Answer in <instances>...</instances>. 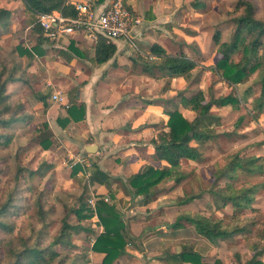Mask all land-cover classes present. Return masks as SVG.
I'll return each instance as SVG.
<instances>
[{"label": "rangeland", "instance_id": "obj_1", "mask_svg": "<svg viewBox=\"0 0 264 264\" xmlns=\"http://www.w3.org/2000/svg\"><path fill=\"white\" fill-rule=\"evenodd\" d=\"M204 1L206 6L197 9L192 6V0H182L181 16L174 20L178 23L179 29L174 35H177L179 42L189 40L184 37L183 24H188L189 29L197 31L199 38L195 39L194 43L197 41L199 43L194 47L199 46L198 50L203 56L197 58L199 66L192 70L188 77L183 75L172 77L171 83H167L166 74L157 73L155 80L147 86L156 94L153 97L155 101L163 102L166 106L171 103L169 106L171 110L178 108L189 120H192L196 113L182 103L176 102L177 99L180 101V95L183 93L194 95L202 91L203 102H206L209 93L220 96L232 89L226 81L216 73L210 72L207 67L215 64L219 58V53L214 50L216 46L213 35L219 30L222 41L231 40L235 29L233 18L243 11L239 9L235 12L240 0ZM251 1L255 5L256 15L264 20V0ZM0 8H7L13 12L12 17L0 22V71L4 66L9 70L19 67L18 74L22 79L8 82L7 92L11 94L10 103L15 105L24 102L29 115L27 120L14 122L10 126L0 125V133L4 135L0 143V210L4 206L8 207L6 212L0 214V223L8 225L5 228L0 225V264H58L62 260L64 264H78L83 260H86L87 264H103L105 255L103 258L91 256L94 252L92 238L95 240L103 232L97 212L88 202L87 210H82V214L91 211V217L79 219L78 213L74 211L91 196L95 195L98 199L103 196L88 190L85 182L78 185L71 180L77 171L75 168L72 170L70 159L68 156L62 158L61 151L54 153L59 134L51 136V145L48 149L43 147L40 133L44 130L43 123L46 117L43 116V111L37 112L36 109L31 111V105L28 106L29 103L38 100L40 84L45 78H49L47 61L43 58L45 54L31 60L27 55H20L17 50L18 46L31 48L37 44L38 32L34 25H31L34 17L25 9L21 0H0ZM187 34L191 36L190 32ZM261 40L264 44V36ZM56 45L62 43L43 44L45 53L52 52L50 57L53 59L56 57V51L60 49V46ZM195 51L196 49H191V53L196 57ZM262 54L263 49L260 48L259 56ZM241 55L242 52H236L233 59L238 61ZM44 81L46 84L47 80ZM54 84L60 87L57 83ZM65 85L63 88L68 91L69 88ZM47 88L45 92L47 102L53 104L51 94L54 89H49V86ZM261 88L257 68L246 82L235 87L236 94L248 97L245 103L214 106L213 113L222 117L220 125L214 126L216 136L202 145L204 154L201 160H182L180 170L186 176L180 183L171 179L160 183L147 207H139L142 201L147 199L143 195H135L132 189L124 193L123 199L127 197L125 211L118 210L112 200L108 202L119 211L132 236L126 249L136 245L137 248L146 250L144 256L140 258V263L147 264L151 258L159 260L158 263L161 264V257L166 258V252H175L181 250L184 245H190L202 255L204 262L214 263L216 259H221L224 264H246L251 256L252 242L258 241L264 245L262 230L264 171L251 174L240 170L233 181L237 188L260 185L259 191L253 195L251 206L242 209L241 213L235 211L230 202L224 203L222 200L221 192H225L222 189L226 188V179L217 180L213 175L215 170L227 164L234 153L246 147L256 145L247 152L248 154L246 153L247 156L264 157V110L260 113L253 111L254 99L260 95ZM67 94L71 96L69 91ZM240 116L244 119L235 127ZM165 130H168V127ZM152 132L153 130L151 135ZM148 143L150 145L145 147H155L151 141ZM259 164L264 170V158ZM190 195L201 196L188 204L179 203L180 198ZM126 211H129V218L123 216L126 215ZM186 212L212 219H223L225 223L238 221L241 225L245 224L248 230L232 238L211 242L187 221L183 220L180 226L175 227L177 217ZM132 219H136L135 224L131 223ZM64 222L74 225L80 223L91 228L92 232L88 233L84 229L72 230L73 247L64 244L54 246L60 253L59 256L52 259V255L48 254L43 261H33L29 253L30 248H49L55 236L60 233ZM122 256L113 264H125ZM261 259L264 263V256Z\"/></svg>", "mask_w": 264, "mask_h": 264}, {"label": "trees", "instance_id": "obj_2", "mask_svg": "<svg viewBox=\"0 0 264 264\" xmlns=\"http://www.w3.org/2000/svg\"><path fill=\"white\" fill-rule=\"evenodd\" d=\"M25 9L32 15L35 22L37 17L42 14L52 12L54 10L61 11L65 16H75L76 10L71 2L68 0H21ZM193 7L202 8L206 6L204 0H192ZM239 9L243 11L233 18L234 32L231 40L222 41L221 32L218 30L213 35V40L216 49L219 53L217 62L207 67L210 72L216 73L231 87V91L225 95L215 96L212 92L209 93V98L203 102L202 91L191 95L189 97L180 95V103L185 107L191 108L195 111L196 115L192 120L186 118L182 112L176 108L168 110L167 114L169 119L167 122L168 130L162 129L159 131L156 138L151 140L155 146L154 158L157 161H166L167 164L160 168L150 164L144 165L139 171L133 173L128 177V186L133 190L135 195H143L147 201H150L155 194L160 183L167 180H174L180 183L186 176L180 170L182 160H201L203 158L204 150L202 145L216 136L214 126L221 123L222 117L213 113V107L218 105L240 104L245 103L248 97L240 96L234 92L236 85L243 84L248 80L252 72L259 68V76L262 83L260 95L254 99L253 111L257 113L264 110V44L261 38L264 36V20L256 15V8L251 0H240L236 5L235 12ZM13 16V12L7 8H0V22H3L9 17ZM35 30L38 32V42L31 48L18 46L19 54L27 55L31 60L36 56L45 54L43 48L44 43L55 44L57 40L51 39L44 35V30L38 24L34 25ZM95 57L99 64L107 62L111 59L117 50L115 42L105 38L99 39L94 45ZM260 48L263 49L262 56H259ZM69 49L75 54L79 53L75 42L71 41ZM152 50L159 57V61L154 64L160 71L168 73L171 77L174 76H187L194 70L199 63L185 55L181 54H168L160 45H153ZM236 52H242L238 61L233 59ZM64 54V51H61ZM71 57L68 56V60ZM261 66V67H260ZM19 67L15 69H7L6 66L0 71V125L10 126L12 123L22 120H27L29 115L26 111L24 102L12 105L10 103L11 94L7 92L8 82H15L21 78ZM40 101L44 106H47V96L39 95ZM68 116L60 122L66 126L70 121H81L86 116V105L84 103L77 104L73 102L67 109ZM244 119L240 116L235 123V127L239 126ZM44 130L41 135V144L45 149L51 145L50 138L52 132L49 125L43 123ZM3 134L0 133V143L2 142ZM7 136V135H6ZM9 141V140H8ZM197 144H193V142ZM256 145L246 147L234 153L225 166L215 170L213 175L217 180L221 178L226 179V188L221 192L222 200L224 203L230 202L237 212H243L242 209L251 206L253 195L259 191V184L247 187H236L233 181L237 178L238 172L243 170L245 172L254 174L263 172V167L259 164L260 160L264 157L258 155H246L247 152L252 150ZM248 154V153H247ZM75 171L78 167H75ZM99 172V171H97ZM96 173V172H95ZM87 188V187H86ZM201 195H190L179 199L180 204H188ZM87 200L82 202L76 213L81 218H89L92 212L82 214V210H87ZM10 203V202H9ZM8 207L1 208L0 214L6 212ZM86 212V211H85ZM96 212L99 218V223L103 226V232L97 236L93 242L92 249L95 252L104 253L103 264H113L125 252L126 245L132 240L129 230L127 229L126 222L114 205L106 202L104 199L99 198L96 204ZM187 221L193 224L196 229L208 238L211 242L217 239L232 238L237 234L247 232L245 224L241 225L238 221L236 223H225L223 219H212L200 214L194 215L186 212L179 215L174 223L175 227L180 226L182 221ZM4 228L8 225L0 223ZM80 229L86 230L88 233L92 232L89 227L74 225L67 222L63 223L62 229L59 234L55 236L54 241L49 248H30L29 253L33 261L39 262L46 259V255L59 256L54 246L67 245L73 247L71 239V231H78ZM264 235V227L262 228ZM250 259L246 264H264L260 260V256L264 253V245L255 241L250 245ZM166 260L174 263L189 262L192 264H224L221 259H216L214 263L204 262L202 255L197 252L193 246L184 245L179 252L171 253L166 252ZM64 260L58 264H64ZM87 264L86 260L82 263Z\"/></svg>", "mask_w": 264, "mask_h": 264}, {"label": "crops", "instance_id": "obj_3", "mask_svg": "<svg viewBox=\"0 0 264 264\" xmlns=\"http://www.w3.org/2000/svg\"><path fill=\"white\" fill-rule=\"evenodd\" d=\"M68 1L73 4L80 0ZM89 1L98 6L111 0ZM126 2L134 17L139 20L132 32L137 41V48L132 47L125 40H117L115 55L107 62L99 64L96 61L92 42L82 35H75L57 40L62 45H56L60 46V49L56 51L54 59L50 57L52 54L50 51H46L43 57L47 61L49 78L44 79L47 80V86L44 80L40 84L41 87L38 89L40 95L47 96L45 92L49 86V89H54L52 94L61 91L66 95L69 106L73 102L84 103L85 119L78 122L70 121L63 126L60 121L68 116L69 108L65 104L51 99L53 104L47 102L45 107L39 98L28 104L31 105V111L36 109L37 112H44L43 116L46 117L44 121L49 125L52 136L59 134L54 153L61 151L62 158L68 156L70 159L72 170L75 167L79 168L71 180L78 185L80 182H85V187L92 193L96 192L98 196L109 195L116 208L123 211L127 206V197L123 199L124 193L131 191L128 177L146 164L160 168L167 164L166 161H157L154 158L155 147H145L150 145L148 141L156 138L161 129L167 128L169 119L167 111L171 110L169 107L171 103L166 106L163 102L155 101L153 97L156 94L147 87L155 80L157 73L163 72L154 65L159 61V57L152 50V46L160 45L168 54L183 53L197 62V58H203L198 50L200 47H194L199 43V41L194 43V40L199 38L197 31L189 29L188 24H183L184 37L189 40L179 42L177 35H174L179 32L178 23L174 20L181 16L182 0H126ZM32 21L31 25H34L36 21ZM187 32H190L191 36ZM71 41L75 42V47L79 50L78 54L69 49ZM192 48L196 49V57L191 53ZM214 50L218 53L215 47ZM61 51H64V54ZM68 56L71 59L68 60ZM163 73L167 75V83H171L172 77L166 72ZM54 83L60 87H56ZM64 84L69 88L70 97L68 91L63 88ZM183 95L192 94L183 93ZM176 102H179V99ZM151 130H153L152 135ZM89 146H94L95 151H88ZM80 157L86 158L91 163L90 176H87L82 164H74ZM72 170L70 168L71 173ZM150 201H142L139 207L149 206ZM128 212L126 211V215L123 216L129 218ZM135 220L132 219L131 223L135 224ZM145 251L144 248L132 245L127 247L121 259L125 264H142L140 258L144 256ZM179 251L175 250L171 253ZM104 255L94 251L91 256L103 258ZM263 256L264 253L260 256V260ZM148 257L150 258L149 255ZM161 258V264H190L189 262L174 263L166 260L167 258ZM158 262L159 260L150 258L147 264H159Z\"/></svg>", "mask_w": 264, "mask_h": 264}, {"label": "built area", "instance_id": "obj_4", "mask_svg": "<svg viewBox=\"0 0 264 264\" xmlns=\"http://www.w3.org/2000/svg\"><path fill=\"white\" fill-rule=\"evenodd\" d=\"M76 10L75 16H65L61 11L39 15L36 23L44 30V35L51 39L60 40L64 37L82 35L95 45L99 39L105 38L112 42L125 40L132 47L137 48V41L133 36V28L136 19L129 9L126 0H111L104 5H96L89 0H80L73 3ZM34 24V25H35ZM54 102L65 104L69 107L67 96L61 91L52 94ZM80 163L90 176L89 167L91 163L84 157L76 159L74 164ZM106 202H111V197H102ZM98 198L93 195L88 200L89 205L96 212ZM92 241L94 239L92 238Z\"/></svg>", "mask_w": 264, "mask_h": 264}, {"label": "water", "instance_id": "obj_5", "mask_svg": "<svg viewBox=\"0 0 264 264\" xmlns=\"http://www.w3.org/2000/svg\"><path fill=\"white\" fill-rule=\"evenodd\" d=\"M87 150L90 151V152H93V151H95V148H94V146H89V147L87 148Z\"/></svg>", "mask_w": 264, "mask_h": 264}]
</instances>
